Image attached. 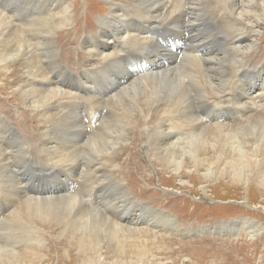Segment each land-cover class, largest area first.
<instances>
[{"label":"bare ground","instance_id":"6f19581e","mask_svg":"<svg viewBox=\"0 0 264 264\" xmlns=\"http://www.w3.org/2000/svg\"><path fill=\"white\" fill-rule=\"evenodd\" d=\"M106 1L109 10L96 3L102 6V15L85 32L79 21L88 19V3L82 19L75 13L79 0H0V90L10 89L11 98L19 99L41 120V138L34 140L26 127L20 133L18 125L7 119L8 110L0 102V264H40L43 253L37 235L55 231L59 235L79 229L86 232L79 234L80 239L96 251V264H125L121 257L107 263L100 258L102 239L106 243L110 232L114 237L107 240V246L112 241L123 258L146 252L149 235L169 239L173 245L179 241L170 235L205 232L202 225L191 231L183 226L170 213V197L163 193L153 195L157 199L153 206L134 197L130 187L142 177L136 183L130 180L128 155L121 163L117 158L127 145L135 147L136 141L146 148L148 163L178 178L184 189L189 181L182 178L183 173L194 181L198 176L201 184L211 177L210 168L201 173L200 166L212 165L220 138L228 141L229 132L235 131L234 142L246 141L252 151L250 162L258 172L254 177L248 169L242 177L225 182L244 187L255 181L254 194L264 196V153H257L261 144L256 138V132L264 133V85L253 91L249 88L250 69L245 60L263 38L258 29L264 26V0H127V5ZM67 27L72 32L79 28L76 36H80L72 38L71 30L63 34L61 30ZM59 33L64 41L75 39L100 64L87 65V75L70 69L63 62L69 49L63 52V46H58ZM166 34L182 35L189 44L176 51L159 41ZM186 50L190 52L177 61V53ZM165 51L170 62L152 61ZM130 52L142 55L129 62L139 63L141 73L128 68ZM116 70L124 74L113 80L117 86L111 96L89 90ZM79 102L95 106L87 113L90 127L82 118ZM227 106L232 110L227 112ZM103 107L107 111L98 118ZM124 114L128 115L126 123ZM116 122L120 129L107 134L105 130ZM59 168L67 174L62 179L56 176ZM142 168L134 170L136 175ZM115 173H124L126 182ZM156 173L161 176V171ZM143 190L146 194L147 188L139 193ZM20 212L25 221H20ZM18 215L37 243L27 244L8 233L9 218L17 220ZM250 223L257 227L256 221L242 219L245 228ZM249 233L256 235L252 229ZM137 244L141 246L136 249ZM29 245L33 247L28 249Z\"/></svg>","mask_w":264,"mask_h":264},{"label":"rangeland","instance_id":"374dc122","mask_svg":"<svg viewBox=\"0 0 264 264\" xmlns=\"http://www.w3.org/2000/svg\"><path fill=\"white\" fill-rule=\"evenodd\" d=\"M79 1V5L77 2H75L77 5L75 13L78 18L84 19L83 17L86 13L87 3L90 7L88 12L89 15H87L88 19L79 21L80 28L86 32L87 29H90L91 26H93V23H96L97 17L102 15V6L97 5L96 3L104 5L107 8V11L109 10V3L106 0ZM116 1L123 5L128 4L127 0ZM67 2H71V0H67ZM91 13L92 15H90ZM68 28L70 27L61 30V32L64 34L67 30L69 31L72 29ZM75 30L78 33L80 32L79 28ZM258 30L260 33L259 35H263V38L257 41L259 46L256 45L253 50L248 51L245 55L246 64L250 69L247 77L249 79L248 86L251 89L253 88L252 91L257 90L259 85H264V26ZM76 31L72 32L71 30L70 35L72 38H77L80 36H76ZM157 32H159V36H161L160 29H157ZM59 34L58 46H63V52L69 49V52L65 53L63 62L64 64L68 65L70 69L74 71H81V73L84 72V74H86L85 67H95L100 64V59L96 57L91 58L84 47L82 45H78L75 39H71V37H69L68 41H64L65 38L61 35V33ZM152 34L154 35L156 33ZM173 35V37H170L169 34L163 35L162 38L159 37V41H162V43L165 45H171V47L176 51H178L183 44H189L186 39L183 40L182 35L180 37L175 36V34ZM166 38H169L170 41H174L175 43H169V40ZM164 39H166L168 42ZM100 41L105 43V40ZM186 52L190 51L186 50L184 53H177L176 60L180 61ZM163 53L164 52H162L161 55V52H158L157 56L152 61L157 62L161 60L170 62L171 60L168 58L167 52L165 51V53ZM141 57L142 55H137L133 52H130L126 57L128 68L133 71L135 70L134 73H141V71H139L140 65L139 63H136L134 66L129 62H135ZM186 64L187 62L183 63V65ZM256 68H259L260 73ZM123 71L124 70H116L114 71L116 74L102 77L100 80L95 82L94 88L89 90L95 91L96 94H105L107 96H111L112 90L117 86L113 80L117 79V74H124ZM179 72L182 73L181 71ZM2 78L3 76L1 77V80ZM80 91L83 92L85 90ZM0 92H2L0 93V102L4 105V108L8 110L7 119L13 123L15 127L18 125L19 129L17 127L16 129L20 133H24L21 130V128L24 126L29 131L28 134H30L32 139H40L41 120L35 119L19 99L13 100L11 98L12 94L10 89H1ZM236 93L239 95V91ZM86 95L88 98L91 97V94L89 93ZM141 97H144L143 94H140V98ZM177 97L182 99V96ZM82 105L84 107H82ZM92 105L93 104H91V102L89 104L88 102H84L83 104L79 102L82 118H85L83 120L85 123H87L88 127H90L91 120L87 116V113L90 109L93 111L95 109V106ZM230 107L231 106H227V112L232 110V107ZM102 110H100V113H98V118L100 117L101 113H106L107 107H103ZM127 120L128 115L124 114L122 121L126 123ZM97 124L98 123H96V125ZM119 129L120 127L116 122L114 127H112L110 130L106 129L105 132L108 134L112 131H118ZM237 135L238 134L235 131H230L227 136L228 141L225 137L220 138L218 143L220 147L216 146L215 148L219 154L217 151H215L214 156L211 157L213 158L210 161L213 162L212 165L207 164L205 166H200L201 173L205 168H210L209 173L211 177L203 181V184L200 183L201 180L198 176L195 177L196 181H194L189 177V175L183 173L182 178L189 181V184H187L185 186L186 188L184 189H182L178 178L173 179L169 176L170 174L168 172H165V170L156 164L155 166H151V164L148 163L144 155L146 148L140 145L139 142L136 141L135 147L132 148V145L129 144L132 136H129L130 139L126 143L129 144L127 145L129 148H126V151L123 150L121 152V155L117 158V163H121L126 155H128L129 173L132 175L128 176L127 174V176L134 183L137 182L136 178L142 177L141 182L139 181L137 185L132 187L129 185V187L135 192L134 197L138 200L141 199V201L145 202L149 206H153L157 201L156 197H159L161 193H163L170 197L167 202V207H169L168 209H170V213L176 216L183 226L188 228L190 231L197 230V228H199L201 225L204 227V229H206L205 232L187 233L185 236L170 235V238H175L179 241L178 244L173 245H170V242L168 241L169 239L163 238L161 240V238L159 239L160 236H156L155 238L152 237V235H149L147 238L151 240H148V242L144 243L146 252H139L136 258H138V260L141 259L140 263L134 264H146L145 262H148L149 264H161L162 262L164 264H264V196L254 194L256 189L255 181H250L244 187L239 186L236 183L228 184L225 182L227 180H231V177H242L244 174L249 173V171H247L248 169H250V174H252L254 177L258 172V169L257 171L255 170L256 165L250 162L253 157L249 156V153L251 154L252 151L246 147V141L244 142L243 139H240L239 144L234 142ZM256 138L261 144L257 150V153L262 154L264 153V133L256 132ZM238 145H240V149H236ZM216 156L221 157L219 161L214 160L219 158ZM166 160L167 159L164 156L163 162L166 163ZM216 161H218V163ZM226 161H228V165H224V162ZM138 166H145V168L139 169L138 175H136L137 173H135L134 170ZM57 171V178L62 179V174L64 172H62L60 168ZM157 171H161V176L157 175ZM118 172L119 170L116 173ZM64 174L65 176L67 175L66 173ZM116 175L120 178H124L123 181L126 182L124 173ZM148 176L152 177V181H145V178ZM201 186H204V189H201ZM250 187L251 190H249ZM142 188H147L146 194L144 190L139 193L140 189ZM139 194L141 195L139 196ZM243 203H247L249 206H245ZM253 206H257L258 209H254ZM260 209L263 210L261 211ZM21 216V220L19 215L17 220L12 219V217L9 218V221L6 225L8 233L10 232V235H12V237L16 238L17 240H24L27 242V244L37 243L38 241L36 240V237H34L29 228L19 223L18 220L25 221L26 219V216L22 215V213ZM245 218L249 219V221L251 220L252 222L256 221L257 227L254 228V224L250 223V227L245 228L242 225V219ZM108 228L111 227L108 226L107 229ZM251 229L256 232V235H251L249 233ZM81 233L86 232H83L82 229H79L65 235H59L56 231L45 233L43 235H37V237H40L39 242L41 243V253H43L40 264H96L95 259L97 253L95 250H92L93 247H86V240L81 241V236L79 235ZM111 236L114 237L112 232L109 233L108 239H106L110 241L109 239ZM120 237L121 236H119V238ZM112 239L114 240V238ZM102 240L105 243V238ZM107 240L105 244L102 243L101 249L99 251V255L101 256L100 258H102V261L105 263L108 261L111 262L121 257L125 264H131L129 260L134 261V259H136L131 257L123 258V256H120L118 250L114 249L115 246L112 245V241L111 246L109 245V249L107 246ZM140 246L141 244H137L135 248L137 249ZM31 247L33 246L29 245L28 249ZM114 257L116 258L114 259Z\"/></svg>","mask_w":264,"mask_h":264}]
</instances>
